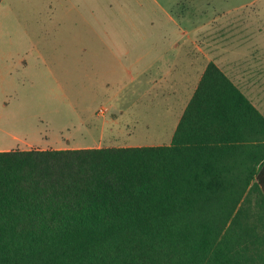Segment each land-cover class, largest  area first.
I'll return each mask as SVG.
<instances>
[{"label": "trees", "instance_id": "16d2710c", "mask_svg": "<svg viewBox=\"0 0 264 264\" xmlns=\"http://www.w3.org/2000/svg\"><path fill=\"white\" fill-rule=\"evenodd\" d=\"M0 264H264V116L207 61L168 143L0 150Z\"/></svg>", "mask_w": 264, "mask_h": 264}, {"label": "rangeland", "instance_id": "374dc122", "mask_svg": "<svg viewBox=\"0 0 264 264\" xmlns=\"http://www.w3.org/2000/svg\"><path fill=\"white\" fill-rule=\"evenodd\" d=\"M240 1L0 0V49L23 55L26 61L24 70L19 68L15 74L21 83L0 88V97L3 93L8 97L16 94L20 100L17 113L24 120L25 131L44 129L54 137L61 124L77 127L78 120L87 116L99 118L95 111L105 115L114 111L118 134L109 141L112 144L168 143L178 102L172 100L169 105L166 82L154 84L153 89L141 83L133 92L126 87L112 95L119 85L127 83L136 65L144 64L145 55L166 48L177 37L178 26L191 27L185 21L192 24L199 17V8L201 18L209 17V13H221L210 12V8ZM63 50L71 52L74 63L83 52L87 63L74 67L71 79L55 88L34 82L38 75L36 52L48 62L50 51ZM113 54L120 58L116 73L109 71ZM139 56L142 58L133 64ZM9 108L5 113L14 115L16 107ZM71 129L78 133L76 128Z\"/></svg>", "mask_w": 264, "mask_h": 264}, {"label": "crops", "instance_id": "0c3cea01", "mask_svg": "<svg viewBox=\"0 0 264 264\" xmlns=\"http://www.w3.org/2000/svg\"><path fill=\"white\" fill-rule=\"evenodd\" d=\"M200 10L197 11L199 17L192 24L184 20L191 27L178 26L177 37H173L166 48L145 55L144 64L136 65L127 83L119 85L117 92L112 95H118L126 87L133 92L137 84L141 83L153 89L154 84L166 82L169 85L166 90L171 97L169 105L173 101L178 102L172 131L207 61L214 62L264 116V0H242L238 4L212 7L210 12L220 10L221 13H215L214 16L209 13V17L201 18ZM183 42L189 44L184 45ZM82 54L74 63L71 52L50 51L46 62L36 52L38 75L34 82L55 88L60 82L69 81L73 68H81L87 63ZM137 58L142 56L136 57L133 64L137 63ZM108 64L112 68L109 70L111 73L119 72V57L113 54ZM25 65L23 55H12L0 49V88L19 85L21 78L15 74L19 68L24 70ZM7 95L3 93L0 97V116L4 113V119L0 118V150L133 145L109 142L118 134L114 111L109 115L95 111L99 118L87 116L78 120L77 127L67 122L61 124L58 135L54 137H50L44 129L25 131L24 120L17 113L20 100L15 98V93L10 97ZM116 99L120 100V97ZM9 107H16L14 115L5 113L10 110ZM71 128H76L78 133H73ZM103 139L108 142L102 144Z\"/></svg>", "mask_w": 264, "mask_h": 264}, {"label": "built area", "instance_id": "2783aa9c", "mask_svg": "<svg viewBox=\"0 0 264 264\" xmlns=\"http://www.w3.org/2000/svg\"><path fill=\"white\" fill-rule=\"evenodd\" d=\"M99 110H101V109H99Z\"/></svg>", "mask_w": 264, "mask_h": 264}]
</instances>
